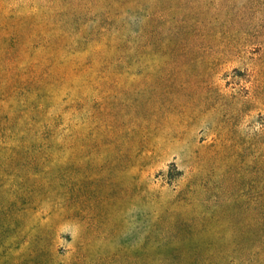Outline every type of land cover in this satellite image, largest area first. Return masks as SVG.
<instances>
[{
    "label": "rangeland",
    "instance_id": "374dc122",
    "mask_svg": "<svg viewBox=\"0 0 264 264\" xmlns=\"http://www.w3.org/2000/svg\"><path fill=\"white\" fill-rule=\"evenodd\" d=\"M4 158L0 264H247L264 0H0Z\"/></svg>",
    "mask_w": 264,
    "mask_h": 264
},
{
    "label": "trees",
    "instance_id": "16d2710c",
    "mask_svg": "<svg viewBox=\"0 0 264 264\" xmlns=\"http://www.w3.org/2000/svg\"><path fill=\"white\" fill-rule=\"evenodd\" d=\"M10 163L11 162L9 161V159L6 158L0 160V179L4 178V174L2 175V172H6L7 168H9V166L11 165ZM258 218V225L254 228V230H252L253 238L246 241V243H239V249L233 251V254H236L231 257L233 258L232 261L238 260L247 264H264V216H258ZM187 252L190 253L191 259L194 263L195 260H197L199 253L192 250H188ZM176 253L177 252H175L174 254ZM167 257L176 258V255H167ZM167 257H164V259H167Z\"/></svg>",
    "mask_w": 264,
    "mask_h": 264
}]
</instances>
